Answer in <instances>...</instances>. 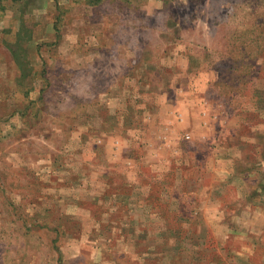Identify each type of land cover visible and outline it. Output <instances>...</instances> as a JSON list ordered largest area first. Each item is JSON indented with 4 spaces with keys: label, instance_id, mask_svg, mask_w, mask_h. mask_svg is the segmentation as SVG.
<instances>
[{
    "label": "rangeland",
    "instance_id": "obj_1",
    "mask_svg": "<svg viewBox=\"0 0 264 264\" xmlns=\"http://www.w3.org/2000/svg\"><path fill=\"white\" fill-rule=\"evenodd\" d=\"M0 264H264V0H0Z\"/></svg>",
    "mask_w": 264,
    "mask_h": 264
},
{
    "label": "crops",
    "instance_id": "obj_2",
    "mask_svg": "<svg viewBox=\"0 0 264 264\" xmlns=\"http://www.w3.org/2000/svg\"><path fill=\"white\" fill-rule=\"evenodd\" d=\"M178 88H181V91H183V93H187V91H184V87L182 88V86L181 85H179L178 84V86H177ZM179 97H180V95H179ZM178 97V98H179ZM165 106V108H170V105H164ZM177 108V109H176ZM180 110V115H181V118H185L186 116H189L188 115V111L186 110V105H172V107H171V110Z\"/></svg>",
    "mask_w": 264,
    "mask_h": 264
}]
</instances>
